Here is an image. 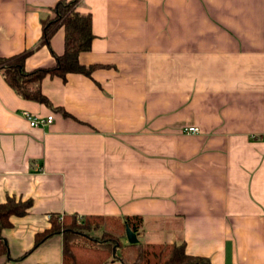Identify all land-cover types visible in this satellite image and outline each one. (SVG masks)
<instances>
[{
  "label": "crops",
  "instance_id": "1",
  "mask_svg": "<svg viewBox=\"0 0 264 264\" xmlns=\"http://www.w3.org/2000/svg\"><path fill=\"white\" fill-rule=\"evenodd\" d=\"M59 0H0V57L52 67ZM91 76H46L53 106L0 74V204L31 200L1 229L4 264H63L52 215L143 218L142 242L183 241L211 264H264V0H77ZM52 51V52H51ZM52 121L31 126L23 112ZM194 126L199 133H186ZM127 242V238H122ZM110 261L108 264H117Z\"/></svg>",
  "mask_w": 264,
  "mask_h": 264
},
{
  "label": "trees",
  "instance_id": "2",
  "mask_svg": "<svg viewBox=\"0 0 264 264\" xmlns=\"http://www.w3.org/2000/svg\"><path fill=\"white\" fill-rule=\"evenodd\" d=\"M53 17L41 21L42 42L49 46L52 33L60 26L64 28V51L52 54V67H38L26 70L25 58L30 51L11 57H0V74L5 82L22 98L46 107L67 112L55 107L41 90V82L46 76H58L63 81L69 74H83L90 77L98 65H85L80 55L91 49L94 38L91 28V14L77 10V0H59L52 8ZM31 205V200L15 201L9 198L0 204V231L9 227L11 215H23ZM126 227L135 233L143 227V218L131 216L52 215L49 229L35 234L34 247L56 233L63 235V264H211L208 257L188 254L183 241L163 242H122L126 238ZM101 235V238L98 237ZM10 259L8 244L0 233V259ZM0 264H4V261Z\"/></svg>",
  "mask_w": 264,
  "mask_h": 264
},
{
  "label": "built area",
  "instance_id": "3",
  "mask_svg": "<svg viewBox=\"0 0 264 264\" xmlns=\"http://www.w3.org/2000/svg\"><path fill=\"white\" fill-rule=\"evenodd\" d=\"M23 115L29 120V124L31 126H43L47 123H50L53 118L52 115H48L47 117L33 116L27 111L23 112ZM184 132L195 134V133H199V129L194 126H190V127L184 128Z\"/></svg>",
  "mask_w": 264,
  "mask_h": 264
},
{
  "label": "water",
  "instance_id": "4",
  "mask_svg": "<svg viewBox=\"0 0 264 264\" xmlns=\"http://www.w3.org/2000/svg\"><path fill=\"white\" fill-rule=\"evenodd\" d=\"M126 238L129 243H136L138 241V237L135 233H133L129 227H126Z\"/></svg>",
  "mask_w": 264,
  "mask_h": 264
},
{
  "label": "rangeland",
  "instance_id": "5",
  "mask_svg": "<svg viewBox=\"0 0 264 264\" xmlns=\"http://www.w3.org/2000/svg\"><path fill=\"white\" fill-rule=\"evenodd\" d=\"M98 237H99V238H101V235H100V234H98ZM117 264H120V263H117Z\"/></svg>",
  "mask_w": 264,
  "mask_h": 264
}]
</instances>
